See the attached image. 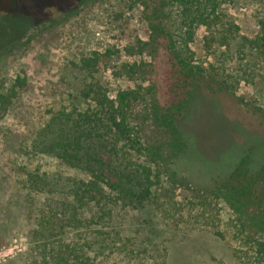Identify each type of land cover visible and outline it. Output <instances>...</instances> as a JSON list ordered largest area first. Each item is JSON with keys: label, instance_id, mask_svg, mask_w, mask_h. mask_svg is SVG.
I'll use <instances>...</instances> for the list:
<instances>
[{"label": "trees", "instance_id": "16d2710c", "mask_svg": "<svg viewBox=\"0 0 264 264\" xmlns=\"http://www.w3.org/2000/svg\"><path fill=\"white\" fill-rule=\"evenodd\" d=\"M131 1L142 7L147 40L137 41L139 60L118 59L109 66L114 81L130 86H116L112 97L100 79L101 55L81 57L73 67L87 77L78 91L86 106L46 114L22 149L25 160L35 164L24 176L25 196L39 200L29 236L32 264L120 259L128 249L113 225L116 212L145 204L161 209L177 193L196 192L177 163L189 142L180 120L196 93L233 95L264 128V109L236 96L241 83L255 82V54L264 46L243 36L223 0ZM0 2L9 8L26 3ZM0 21L5 31L22 22ZM199 29H204L200 59L190 46ZM9 85L0 80V115L23 81L17 77ZM249 153L203 190L209 204L229 213L241 264H264V165L254 167ZM48 159L58 167L47 168Z\"/></svg>", "mask_w": 264, "mask_h": 264}, {"label": "rangeland", "instance_id": "374dc122", "mask_svg": "<svg viewBox=\"0 0 264 264\" xmlns=\"http://www.w3.org/2000/svg\"><path fill=\"white\" fill-rule=\"evenodd\" d=\"M25 1L19 8L0 2V17L22 20L11 23L7 31L0 27V80L7 87L17 77L23 81L7 112L0 115V264H32L29 236L39 200L25 196L24 176L35 164L25 160L22 149L45 123L46 114L60 107L86 106L78 91L87 77L73 63L91 52L100 54V79L114 97L116 86L130 84L114 81L109 66L118 59L139 60L137 41L147 40L142 7L131 0ZM223 2L243 36L264 46V0ZM203 34L199 29L190 45L199 59ZM262 51L254 53L256 60L259 56L255 82L241 83L236 96L264 109ZM180 125L189 142L178 168L196 192L177 193L171 203L164 199L169 204L161 209L145 204L135 211L116 212L113 225L134 253L126 250L120 259L111 255L106 264H241L229 213L220 204H209L203 189L246 153L252 152L254 167L263 166L264 128L233 95L205 93L193 96ZM55 167L58 163L48 159L47 168Z\"/></svg>", "mask_w": 264, "mask_h": 264}]
</instances>
